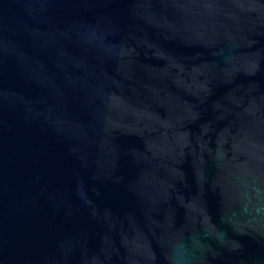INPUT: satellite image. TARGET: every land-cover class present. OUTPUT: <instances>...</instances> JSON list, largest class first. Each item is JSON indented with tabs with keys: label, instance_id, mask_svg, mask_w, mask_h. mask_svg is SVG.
<instances>
[{
	"label": "water",
	"instance_id": "1",
	"mask_svg": "<svg viewBox=\"0 0 264 264\" xmlns=\"http://www.w3.org/2000/svg\"><path fill=\"white\" fill-rule=\"evenodd\" d=\"M0 264H264V0H0Z\"/></svg>",
	"mask_w": 264,
	"mask_h": 264
}]
</instances>
